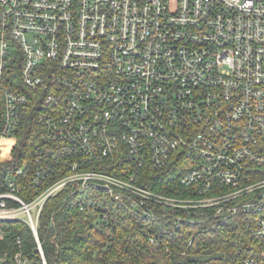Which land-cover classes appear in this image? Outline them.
Returning <instances> with one entry per match:
<instances>
[{
	"label": "built area",
	"instance_id": "2783aa9c",
	"mask_svg": "<svg viewBox=\"0 0 264 264\" xmlns=\"http://www.w3.org/2000/svg\"><path fill=\"white\" fill-rule=\"evenodd\" d=\"M30 105L26 200L24 167L4 160ZM171 160L197 197L139 182ZM68 186L154 218L245 215L256 243L240 264H264V0H0V222L28 223L43 254L41 212Z\"/></svg>",
	"mask_w": 264,
	"mask_h": 264
},
{
	"label": "trees",
	"instance_id": "16d2710c",
	"mask_svg": "<svg viewBox=\"0 0 264 264\" xmlns=\"http://www.w3.org/2000/svg\"><path fill=\"white\" fill-rule=\"evenodd\" d=\"M28 109L12 156L4 160L15 168L24 167L26 200L36 195L31 175L33 150L40 141V109L33 105ZM180 175L171 160L164 168L148 166L139 182L166 196L197 197L193 187L181 184ZM71 191V186L62 189L43 207L38 227L43 254L28 223L17 220L0 222V256L9 264H18V253L28 264H45L43 257L47 264H240L256 243L242 214L224 220L209 217L206 208L157 205L154 218L129 201L98 190L65 199Z\"/></svg>",
	"mask_w": 264,
	"mask_h": 264
}]
</instances>
